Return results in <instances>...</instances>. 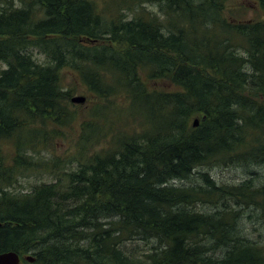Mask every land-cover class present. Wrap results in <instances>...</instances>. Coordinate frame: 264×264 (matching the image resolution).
Returning <instances> with one entry per match:
<instances>
[{
    "label": "trees",
    "instance_id": "obj_1",
    "mask_svg": "<svg viewBox=\"0 0 264 264\" xmlns=\"http://www.w3.org/2000/svg\"><path fill=\"white\" fill-rule=\"evenodd\" d=\"M127 1L130 18L92 0H0V254L24 264H264L228 204L263 208L264 186L218 185L209 172L176 185L199 168L264 166V19L238 21L228 0ZM66 69L90 105L71 102ZM62 141L73 152L60 157ZM37 168L52 182L16 190ZM223 246L233 249L208 255Z\"/></svg>",
    "mask_w": 264,
    "mask_h": 264
},
{
    "label": "rangeland",
    "instance_id": "obj_2",
    "mask_svg": "<svg viewBox=\"0 0 264 264\" xmlns=\"http://www.w3.org/2000/svg\"><path fill=\"white\" fill-rule=\"evenodd\" d=\"M94 1L98 9L103 11L107 17H117L119 13H124L128 18L132 17V12L127 8L129 6V2L127 0H92ZM228 7L231 9V16L236 18L240 22H247L252 20H262L264 19V12L260 9L258 4L254 0H228ZM160 6L148 4L145 7L146 11H151L153 13H159L161 18L164 17L160 12ZM36 56L38 55V51H34ZM43 61L44 57L39 56ZM3 68L4 65L0 63V68ZM64 87L68 90H74L72 97L76 96H84L86 97V102L82 104V107H86L91 104L93 101V96L88 91V88L85 83L81 80L77 72L66 69L63 77ZM162 87L171 88L169 82H161ZM78 105V104H75ZM118 106L126 109L128 106V102L125 99H121L118 101ZM113 119L119 120L118 115L113 113ZM194 122V121H193ZM73 152V144L69 141L59 142L56 150L57 156H66L68 153ZM48 156L49 154L45 151L41 153V157ZM39 157V156H36ZM70 167L67 169L68 172L75 169L76 165H69ZM197 172H209L211 178H213L218 185H226L233 186L239 185L246 180L253 179L255 186L262 187L264 186V166H245V165H229V166H219L213 168H199L192 180L190 181H181L176 182V185L181 186H191L200 181V175ZM56 173L59 176L64 177L56 170ZM53 174L48 173L45 168H37L36 171L32 170L30 172H26L19 176V181L14 187L16 190L26 191L32 188V186L36 184H41L43 182L50 183L53 180ZM55 176V175H54ZM229 206L238 211V215L235 220V227L238 231V236L243 237L244 240L252 243L261 245L264 249V207L262 206H236L234 201L229 200ZM198 209L205 214H211L216 211L217 208L213 206H200ZM207 246H213V243H206ZM141 245L140 251H145L144 248L146 246L144 244ZM225 247V248H224ZM223 249L213 250L208 253L210 256H215L216 258H220L226 256L228 251H231L233 248H229L228 246L221 247ZM31 256V255H29ZM28 257V256H27ZM32 257V256H31Z\"/></svg>",
    "mask_w": 264,
    "mask_h": 264
},
{
    "label": "water",
    "instance_id": "obj_3",
    "mask_svg": "<svg viewBox=\"0 0 264 264\" xmlns=\"http://www.w3.org/2000/svg\"><path fill=\"white\" fill-rule=\"evenodd\" d=\"M71 102L73 104L82 105L86 102V97L84 96H76L71 98ZM200 124L199 119H195L193 122L194 127H198ZM26 261L33 263L34 258L28 256L25 258ZM0 264H24L19 254L16 252H5L0 254Z\"/></svg>",
    "mask_w": 264,
    "mask_h": 264
}]
</instances>
